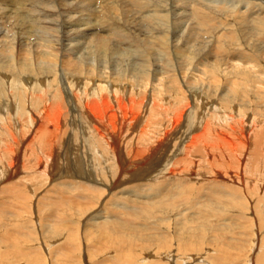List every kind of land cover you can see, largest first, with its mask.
Listing matches in <instances>:
<instances>
[{
  "label": "bare ground",
  "instance_id": "1",
  "mask_svg": "<svg viewBox=\"0 0 264 264\" xmlns=\"http://www.w3.org/2000/svg\"><path fill=\"white\" fill-rule=\"evenodd\" d=\"M96 1L59 2L70 18L62 25L57 21L51 25L59 19L49 6L52 1L0 0V264L22 259V264H50L49 254H56L53 257L62 260L59 264H80L81 250L88 252L87 259L93 258L92 237L117 249L112 248L113 259L129 262L135 259L130 254L133 249L147 245L132 240L135 235L154 239L156 247V255L145 259L143 255L139 264H202L204 259L209 264H264V76L250 68H233L227 90L221 80L227 71L224 62L201 60L196 70L204 76H184L190 87L187 96L174 68L183 66V75L194 70L193 62L202 49L185 45L193 39L180 7L185 4L164 0L161 5H166V12L158 15L147 11L160 7L159 3L127 0L128 11L135 4L141 7L140 20L135 23L121 14L108 26L104 12L111 4L106 1L102 3L106 9L98 4L95 9ZM242 1L231 0L229 9L237 11ZM259 3L264 6V0ZM34 12L37 17L31 18ZM92 12L96 21L107 24L106 32L96 30L101 24L89 31ZM170 15L174 33L183 28L186 35L177 38L181 43L168 42L169 47L162 50L170 59L159 69L167 83L158 77L156 86L149 73L153 61L143 57L139 62L142 57H137L129 65L136 53L135 46L127 44L126 30L138 39L144 28L164 25L170 35L166 27ZM194 18L200 31H205L210 18L204 14ZM80 24L85 25L82 39L76 34ZM62 42L68 46L60 55L53 45ZM252 51L249 57L242 51L232 57L262 63L258 48ZM98 73L101 81L91 87ZM103 74L111 78L110 83ZM126 81L134 88L126 86ZM203 83L205 87L191 89ZM249 87L252 95L246 99ZM210 94L220 102L204 96ZM207 105L212 106L208 107L211 113L203 115L199 108ZM187 108L192 110L185 113ZM259 109L261 113L255 112ZM182 118L183 125L192 119V128L180 139L173 130ZM260 122L263 126L257 128ZM173 134L178 148L167 155L165 143ZM184 164L187 168L181 174ZM187 202L195 212L182 206ZM43 210L48 219L40 218ZM212 214L219 215V224L230 227L224 233L227 237L215 221H209ZM144 217L168 229L145 223ZM233 224L240 227L234 229ZM210 232V241L197 243ZM30 235L32 239L27 238ZM191 248L203 253L201 263L189 256ZM160 255L165 258L162 263L157 260Z\"/></svg>",
  "mask_w": 264,
  "mask_h": 264
},
{
  "label": "rangeland",
  "instance_id": "2",
  "mask_svg": "<svg viewBox=\"0 0 264 264\" xmlns=\"http://www.w3.org/2000/svg\"><path fill=\"white\" fill-rule=\"evenodd\" d=\"M23 1L24 0H20V2H23ZM51 1H52V3H51L52 5L49 3ZM57 1H58V4H57ZM63 1H65V0H45V1L43 0L44 3L45 2L49 3V6L52 9V12H54L56 10L55 11L56 13L54 12L55 13L54 17H56V16L59 17V19H57V20H52L51 25H55L56 21L58 23L60 22L61 25H62L63 21L66 18H70L68 15L65 16L63 14V4H59V2H63ZM150 1H151V3H159L160 7L156 8V9H153V6L149 7V9H151L152 11L148 10L147 13L154 12V13H157L159 15V13L166 12V5L165 4L161 5V3L165 2L164 0H150ZM243 1H245L244 4L237 9V11H239L242 14L241 15L236 10L229 9L231 7V4H232L231 0H228V1H223V0H171L172 3L176 2L179 5L185 4L184 6H180V7H181V10H184L185 13H186V15H184V18L186 19L185 25L188 23L187 29L191 32L192 38H193L191 41L187 42L185 45L192 44L194 46H199L202 49L201 51H199V53L197 54L198 56L195 58V60L193 62V64H195L194 70H192V71L186 73L185 75H183V73H182L183 66H181L179 68H177V67L174 68L175 69L174 71L177 74L178 80L181 82V84L183 82L182 86H183L184 90L187 92V94L189 93V95H187V96H190V91H189L190 87L187 89L186 86H188V85H186V79H188L189 76H194L196 74L197 75L194 76L195 78H198V76H204L203 74L199 73V71L196 70L197 66H200L198 62H200L201 60H204L205 63H206V62L214 61L215 58H218L219 60L221 59L220 61L224 62L223 67H225V70H227V71L224 72L221 75V80H222V86L225 87V89H227V90L230 88L229 87L230 86V82H232V77L234 75V69L233 68H237V67L250 68L251 70H256L257 71V75L264 76V73H261V71L264 70V16H262V14H264V6H263V4L259 3V0H252V1L243 0ZM104 2H106V4H108V5L111 4V7H108V10L106 12H104V10H103L104 13H107L105 15V17L107 18L108 26L111 25V22H117V19L119 18V16L121 14L128 15L130 20L135 22V23H136V20H140V16L142 15V13L139 12V11H141V7L138 6V4L137 5L135 4L134 8H132L131 11H128L129 2L127 0H111V1L110 0H99V1L95 2L93 7H95V9H96L97 8V4L100 7V5H103L102 3H104ZM109 2H111V3H109ZM114 7H115V9H113ZM39 9L42 10L41 6L39 7ZM44 9H46V7H44ZM44 9H43V11H44ZM103 9H106L105 5H103ZM254 9H256V11H254ZM257 9H261V10H257ZM115 10L116 11L118 10V11L115 12ZM93 13L94 12H92L91 16L88 17V20L90 22L92 21L91 22L92 23L91 24L92 28H90L89 31H91V29H94L95 27L97 28L98 25L101 24L100 27H102L103 30L100 27H98L96 30L99 29L98 31L100 33L102 31H104V30L106 32V30L108 29L107 24H105L100 19H97L98 21H96L95 20L96 16H94ZM196 14H204L206 18H210V20L207 23H205L206 29L203 32L200 31L199 24L197 23V20L194 18V16ZM137 15H139V16H137ZM174 16H175V14H174ZM217 16H218L219 19H217L218 21H215L213 18H215ZM255 16H257L259 18H256ZM36 17H37V13L36 12L31 14V18H36ZM78 17H81V16H78ZM175 18H178V17L175 16ZM103 19H105V18H103ZM171 20H172V17L170 15V17L168 19H166V27H170V35L166 34V32L164 31V25H161L159 28H153L152 26H150L149 30L147 28H144L145 33L144 34L141 33L138 39H136L135 37H131V35H132L131 31H129V29L126 30V33H127L128 39H129L127 41V44H129V46L134 45L135 48H136V49L134 48L136 55L133 56L134 58L131 61L132 63H130L129 65L130 66L134 65L135 64L134 61H135V59H137V57H139V58L142 57L141 59L137 60L139 62L143 60V57L145 59L149 58L148 60H150L151 62L153 61L152 64H151L150 71H149L150 75H153V78H154V79L152 78L153 79L152 80V85H156L157 84L156 82H158L157 81L158 77L162 79V82L167 83V81L164 78L165 75L162 72V70L164 68H162V67L164 66V61H166L168 59V55L167 54L163 55L162 54V50L167 48V46L169 45L168 42H170V43H181L182 41L180 42V40L177 39V38L180 37V36L183 37V35H186L185 34V30L184 31L181 30L183 28H181L179 31L174 33V31H173L174 29L172 27ZM178 20L179 19H177V21ZM80 21H82L84 23L83 19H81ZM93 22H94V24H93ZM256 22H258V23H256ZM125 25H127V22L125 23ZM78 27L79 28L74 27V26H69V28H71V30L77 28L78 32L76 34L79 33L77 36H80L82 34V32H83L82 28H84L85 25L80 24ZM126 27L128 28V26H126ZM219 28H221V30H223L222 34L220 33ZM66 30H67V33L71 32V30H68V29H66ZM110 31H112V30H110ZM114 31H118V28L114 29ZM182 31H183V33H182ZM62 33H61V35H62ZM33 35H34V33L31 34V36H33ZM64 35L65 34H63V36ZM99 35H100V37L102 36L101 34H99ZM31 36H30V39L33 40L34 38H32ZM80 38L82 39L81 36H80ZM72 39L77 40L75 38H72ZM95 39H93V40H95ZM92 45H94V44H92ZM108 45L111 46V42H109ZM123 45H126V44H123ZM53 46L55 47V49L61 55V53H64L65 46H68V44L65 45L64 42H62V43H60L58 45L54 44ZM237 46H238V48H237ZM242 46H244V47H242ZM245 46H247V47L245 48ZM254 47L258 48V51L256 53H257L258 58L262 60V63L259 62L258 60H251L252 62H248V61H246L244 59H241V58H233L232 57V55L234 53H237L239 51H242L243 54H245L247 57H249L253 53L252 50L254 49ZM131 48H133V47H131ZM131 48H129V49H131ZM219 48L223 49V51L220 52V53H218V51H217ZM91 49H93V48H91ZM228 51H231V52L228 54L227 53ZM68 56H73V54H71V55L69 54ZM112 58L116 59L117 57H112ZM169 60L170 59H168V61ZM173 61L177 63L178 62V56L173 57ZM253 62L258 64V66L254 65ZM125 64H126V62H125ZM57 66H59V65H57ZM160 68H162L161 72L159 71ZM26 70L28 71V69H26ZM99 75H100V73H98L97 75H94L95 77L93 76L96 79V82L94 81L93 83L89 84L90 86L92 84L96 85L98 83V81L99 82L101 81V80H99ZM102 76L105 78V81L110 83L111 78L108 79L109 77H106L105 74H103ZM184 76H185L186 79H184ZM205 78H207V76H205ZM124 83L129 88H131V89L134 88L133 87L134 85H129V81H126ZM203 84L204 85L198 84L197 86H194V87L192 86L191 89L194 90L195 88H198V86H204L205 87L206 83H203ZM152 85H149V86L153 87ZM156 86H158V85H156ZM239 87L240 86H235V90H239ZM247 90L250 91V93L247 94L246 96H244L246 99L250 98V95H252L251 94L252 91H251L250 87ZM224 91L225 90H222L220 93H223ZM210 95H212V96H210V97H207L209 95H204V96L207 99H211L212 101L220 102V101L217 100L218 96H216V95L214 96L213 94H210ZM241 97H242L241 92L236 94V101L235 102L237 104H239L241 102L240 101ZM191 99H189V100H191ZM259 104L256 107L262 106V105H259ZM208 107L211 108L212 106L211 105H207L204 108L202 107V109L199 108V110H200V112L203 113V115L204 114H210L211 112L208 113V111H210V109ZM261 109H264V107L261 108ZM261 109L255 111V112L261 113L262 112ZM189 110L191 111L192 109H188V108L185 109V113H187ZM250 112H251V110H250ZM250 112H248V113H250ZM150 115L151 114H149L148 116H150ZM260 117L263 118V116H260ZM183 120L184 119L182 118L181 121L179 122V128L177 127L176 128L177 130H173L175 132L174 133L175 136L176 135L179 136L180 139H181V135L184 136L185 133L188 132V131L190 132V130L192 128V127H189L190 123L192 122V119L187 118V123H185L184 125L182 124ZM257 126H258L257 128H259L260 126H263V125L260 122L259 124H257ZM180 127H181V129H180ZM149 128H150V125H149V127H146V129H149ZM159 130L161 131V128ZM160 131H159V133H160ZM195 132H198V131H194L193 133H195ZM174 134L172 135L173 137L170 136L171 140L169 139V141H167L165 143V145H167V147H166L167 148L166 149V154L167 155L171 153V150L175 152V150L178 148V144L174 143V140H173V138L175 137ZM177 142H179V141H177ZM168 163L165 162V165H167ZM186 168H187V166L184 164V166L181 169V174L186 170ZM188 168H190V166ZM180 179H185V178H180ZM175 180H178V179H172V178L167 179V181H175ZM204 197L205 196H203L202 199ZM219 205L220 204H218L216 206L218 207ZM182 206H184V208L187 206L186 208H188L190 211L195 212V210H193L194 208L191 205H189L188 202L184 203ZM233 210L234 211H229V209H228L227 212H229L231 214H232V212L236 213V210L235 209H233ZM209 212L211 214L214 211L211 209V211H209ZM47 214L45 216V211L44 210L41 213L39 212V216H40V218L42 220L48 219V218H46ZM209 217H210L209 221H215L214 223L216 224V227L219 226V228L223 229V231H224L223 232V236L227 237L226 236L227 230L230 227L227 228V227H224L226 225L223 226V225L219 224L220 222H219V220H217V218H219V215H217V214H215V215L212 214ZM180 218L181 217H179V219ZM195 218L197 219V215L195 216ZM231 218H233V220H237V218H235L233 216H231ZM144 219H145V223H148V224L149 223H152V224L155 223L160 228L168 229L167 226L162 227V224L156 223L153 218L144 217ZM198 219H200V222H202V220H201L202 217L201 218L199 217ZM220 219H221V217H220ZM138 221L141 222L142 220L140 219ZM165 224H167L166 221H165ZM200 225H204V224H200ZM233 225H234V229H236V227H238V228L240 227V226H237V224H233ZM213 227H215V226H213ZM40 230H41V228H40ZM123 231H126V230L123 229ZM172 231H173V227H172V229L169 230V233L172 232ZM145 232H147V227L145 228ZM211 233L212 232H210V235H211ZM224 233H226V234H224ZM210 235L209 234L206 235L204 240H202L199 237L197 239V241H199V242H197V243H201V242L204 243V241L207 242L209 239L211 240L212 239L211 237H213V236L212 235L210 236ZM209 236H210V238H208ZM29 237L32 239V235L28 236L27 238H29ZM133 237L134 238L132 240L136 239L137 242L144 241L145 243H147V245H145V247L143 246L144 247L143 249L138 247L140 249V251H139L138 248L133 249V253H130L131 256L133 258H135V259H133V261H129L128 262V260H125V259L122 260L123 258H119L118 261H116L115 259H113V254H114V250H117V249H115L112 246L111 243L104 242L102 239H97L96 240V239H94V237H92V239L90 241L92 243H91V246H89V247H92L95 250V251H92V257L93 258L87 259L89 257L88 256V252L86 253V252H84V250H81L82 251L81 253H83L84 255L82 254V258H81V263L80 264H82V263L83 264H97V263H100L101 261H104V260L105 261L102 264H108V263L109 264H114L115 261H116L115 264H117V263L118 264L119 263L120 264H125V262H126V264H139L141 262L140 258H143V255H144V259H145L146 255L155 254L154 253V250L156 249V247H154L155 243L151 242V241H155L154 239H148L149 241H147V239H145V238L144 239L143 238L139 239V237L136 238V235L133 236ZM30 242H31V240L29 241V244H30ZM99 242H101V244ZM84 244L88 245V242L87 243L84 242ZM98 245L100 246V248L104 247L105 249L104 250L102 249L103 251L98 249L99 248ZM151 247L152 248L154 247V249H152ZM82 248H83V246H82ZM145 249H147L148 251L145 250ZM245 249H246V247H244V250ZM142 250H144L143 253H142ZM188 251H189L188 254L191 253V255H189V256H194L196 259L199 260L200 263L203 261V259L201 258V257H203V253L196 252L199 255V258H198V255H196L195 251L192 252L193 251L192 248H191V250H188ZM135 252H137V254ZM148 252H149V254H148ZM138 253H139V255H138ZM53 255L56 256V254H49L47 256L48 259H49L48 262L49 263L51 262L50 264H53V263L54 264H59L58 262H60L62 260L57 258V257H53ZM140 256H142V257H140ZM160 256H161V258L157 256L158 259L156 257H154L155 259L159 260L158 263H162V261H163L162 259H165V258H162V255H160ZM189 256H187V257H189ZM43 257L45 259H47L46 256H43ZM102 258H103V260H101ZM25 259L28 260V258H25ZM107 260H108V263H107ZM136 261H137V263H136ZM204 261H205V263L202 262V264L203 263L204 264H207V263L209 264L210 263L206 259H204ZM22 262L24 263V259L16 261L15 264H17V263L22 264Z\"/></svg>",
  "mask_w": 264,
  "mask_h": 264
}]
</instances>
